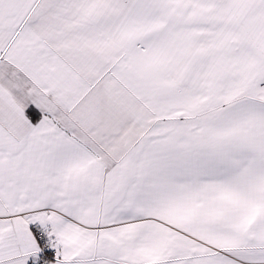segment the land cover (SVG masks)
I'll return each mask as SVG.
<instances>
[{
    "label": "snow or ice",
    "instance_id": "6c2138e0",
    "mask_svg": "<svg viewBox=\"0 0 264 264\" xmlns=\"http://www.w3.org/2000/svg\"><path fill=\"white\" fill-rule=\"evenodd\" d=\"M0 264H264V0H0Z\"/></svg>",
    "mask_w": 264,
    "mask_h": 264
}]
</instances>
